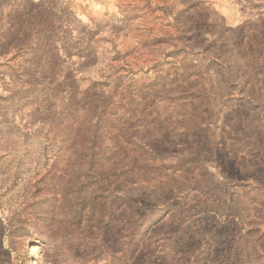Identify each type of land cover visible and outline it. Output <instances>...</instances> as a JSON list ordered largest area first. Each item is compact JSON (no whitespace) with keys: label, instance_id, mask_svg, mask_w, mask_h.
Wrapping results in <instances>:
<instances>
[{"label":"rangeland","instance_id":"obj_1","mask_svg":"<svg viewBox=\"0 0 264 264\" xmlns=\"http://www.w3.org/2000/svg\"><path fill=\"white\" fill-rule=\"evenodd\" d=\"M0 264H264V0H0Z\"/></svg>","mask_w":264,"mask_h":264}]
</instances>
